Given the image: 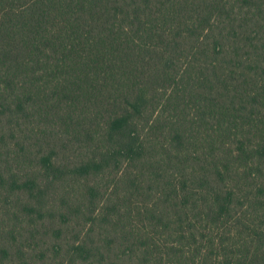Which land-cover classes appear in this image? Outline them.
I'll return each instance as SVG.
<instances>
[{"label": "trees", "instance_id": "obj_1", "mask_svg": "<svg viewBox=\"0 0 264 264\" xmlns=\"http://www.w3.org/2000/svg\"><path fill=\"white\" fill-rule=\"evenodd\" d=\"M0 264H264V0H0Z\"/></svg>", "mask_w": 264, "mask_h": 264}]
</instances>
